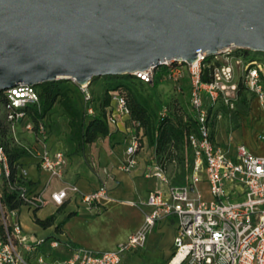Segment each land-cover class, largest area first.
Masks as SVG:
<instances>
[{"label": "built area", "instance_id": "2783aa9c", "mask_svg": "<svg viewBox=\"0 0 264 264\" xmlns=\"http://www.w3.org/2000/svg\"><path fill=\"white\" fill-rule=\"evenodd\" d=\"M250 48L230 46L217 53L199 51L194 62L182 59L166 60L160 66L131 73L136 78L154 84L161 71V80L175 84L177 91L190 85L189 107L196 128L189 133L193 152L192 173L187 184L174 185L165 168L155 162L145 166V175L167 185L166 190L149 194L147 204L153 207L144 224L127 241L114 249L94 250L77 246L59 236L34 238L23 227V209L36 212L48 204L56 206L77 199L89 211L101 210L109 199L105 180L94 191L85 192L74 182L65 181L68 158L62 149L50 143V131L45 119L31 120L29 108L41 107L37 86L19 83L0 90V126H6L14 143L24 148L27 156L11 162L6 146L0 141V264H31L28 253L48 242L51 248L64 245L68 255L60 264H121L129 253L145 247L157 220L176 217L174 253L177 264H264V154L254 152L247 144H222L215 139L217 124L236 108L241 86L258 99L264 112V56L251 53ZM87 113L95 114L93 93L89 84H79ZM129 107L124 96L114 93L106 107L112 131L125 129V157L122 169L131 172L139 166L140 154L146 149L133 125L127 123ZM168 108L161 110L166 115ZM33 136L29 142L15 134L18 124ZM264 145V125L259 133ZM35 168L48 177L39 182L30 172ZM109 173L107 168H104ZM109 175V174H108ZM54 180L62 184L53 185ZM206 182L210 198H205L199 184ZM44 256L38 257L44 263Z\"/></svg>", "mask_w": 264, "mask_h": 264}, {"label": "water", "instance_id": "95a60500", "mask_svg": "<svg viewBox=\"0 0 264 264\" xmlns=\"http://www.w3.org/2000/svg\"><path fill=\"white\" fill-rule=\"evenodd\" d=\"M264 52V0H0V90Z\"/></svg>", "mask_w": 264, "mask_h": 264}, {"label": "rangeland", "instance_id": "374dc122", "mask_svg": "<svg viewBox=\"0 0 264 264\" xmlns=\"http://www.w3.org/2000/svg\"><path fill=\"white\" fill-rule=\"evenodd\" d=\"M251 53L255 56H264V52L251 50ZM129 74H119L112 76H98L94 77L89 84L90 89L97 95H101L104 88L107 85L113 84L117 81L131 82L132 76ZM161 71L158 72L156 80L158 85L155 89L146 82H133L132 86L135 90L152 96V104L155 106L156 119L164 107H168L169 112H172L174 105H179L186 107L185 95L177 91L175 84L168 80H161ZM64 82H70V79L60 78ZM73 81V80H72ZM41 85H38L40 89ZM250 99V110L248 115L241 114L239 116H232L229 118H224L217 124V130L215 131V139L222 144L236 145L238 143H245L251 149L255 150L257 153L264 154V145L261 142V137L259 135L262 130V125L264 122V112L258 99L252 98L251 94L242 93ZM252 99V100H251ZM1 116V114H0ZM2 117V116H1ZM0 117V118H1ZM153 119V120H154ZM47 120L50 125V143L55 149H62L67 158L69 159L67 176L68 179H88L93 178V175L97 174L98 170L101 168H108L111 165V161L114 158L117 160L118 167L122 169L124 152V134L115 133L108 136H99L93 143H86L83 146L79 145L72 137L70 125L68 121V116L66 115L64 109L61 105L56 103L48 112ZM152 120V119H151ZM26 122L18 124L15 128L16 136L23 142H29L32 139L30 132L25 129ZM8 131L2 134L8 137ZM192 156L186 155V160L190 162ZM166 165V171L168 176L172 178L175 176L176 172L180 171V165L177 160L171 162L163 158ZM158 162L155 150L150 146L140 154L141 166H147L152 163ZM141 167V169H143ZM123 170V169H122ZM30 172L33 173V168H30ZM67 180V181H69ZM157 178L142 177V187H147L153 185ZM53 185L59 187L58 180L53 181ZM205 198H210L208 183L203 182L199 184ZM52 209L50 205L44 206L40 211V216L48 215V212ZM57 217L63 214V210L57 211ZM134 214L137 217L140 216V211L138 208L134 210ZM155 228L149 234L148 240L145 247L129 253L125 257L122 264H168L171 255L174 253L173 245V233L174 227L171 223L165 221H160L155 224ZM167 228H171L172 232L169 234L166 232Z\"/></svg>", "mask_w": 264, "mask_h": 264}, {"label": "trees", "instance_id": "16d2710c", "mask_svg": "<svg viewBox=\"0 0 264 264\" xmlns=\"http://www.w3.org/2000/svg\"><path fill=\"white\" fill-rule=\"evenodd\" d=\"M129 75L132 76L131 82L117 81L107 85L101 95L92 92V104L95 108L94 115L87 113L83 93L79 85L71 79L69 80L70 82L62 80L44 82L40 84V89L37 87L41 98V107L31 106L29 108L30 119L36 121L45 119L50 131L51 124L47 120V114L58 103L68 116L73 139L83 146L86 143H93L99 136L105 137L120 132L119 130L112 131L108 124L106 107L111 104L114 93L122 95L126 98L130 110L127 123L135 127L136 133L141 139V145L145 144L146 147L150 146L155 150L156 157L159 159L158 162L165 170L166 165L163 158H166L169 162L176 159L179 162L180 171L175 173L173 181L169 176L171 183L174 185L187 184L193 166V152L189 142V133L191 129L196 128V122L189 107L190 85L188 81L185 82L183 91L180 92L186 97L187 108L174 105L172 112H169L168 109L166 115L163 116L159 113L158 117L154 119L156 116L155 106L159 101H156V104H152V96L149 97L135 90L132 86L133 82L146 81L136 78L132 74ZM150 85L155 89L158 85L157 80ZM243 92L251 94L254 100V95L241 86L236 108L231 114H227L225 118L236 117L241 114L248 115L251 108L250 99L246 95H242ZM262 123L264 125V122ZM6 130V126H0V141L6 146L11 162H21L20 160L27 156V152L24 148L14 143L11 135L8 133V137L2 135L6 133ZM187 154L192 156L190 162L186 160ZM61 208H58L57 211L61 210ZM56 219L57 212L45 219L36 217V221L45 228L53 225ZM60 226L61 223L57 225V229Z\"/></svg>", "mask_w": 264, "mask_h": 264}, {"label": "crops", "instance_id": "0c3cea01", "mask_svg": "<svg viewBox=\"0 0 264 264\" xmlns=\"http://www.w3.org/2000/svg\"><path fill=\"white\" fill-rule=\"evenodd\" d=\"M121 128V130L124 131V123L121 124ZM123 131L120 133H123ZM123 145V152L125 155V144ZM253 151L256 152L255 150ZM117 163V160L113 158L111 165L107 168L109 173H106L104 168H101L98 170L97 174L93 175V178L88 179L76 180L72 178L69 180L67 176L68 167L66 169L64 175L65 181L69 180L70 182L78 184L85 192L96 190L103 180L107 182L110 190V197L105 201L101 210L89 211L80 205L77 199H73L61 206L63 214L57 217L53 225L45 228L36 221L30 211L23 209L20 218L25 231L37 239L43 237H56L57 235L61 239L69 240L74 245L100 251L114 249L119 243L127 241L129 236L144 224L146 214L153 211V207L147 204L150 192L166 190L167 185L158 179L155 180L153 185L143 188L141 186L142 177L146 176L144 173L146 165L143 166V168L140 159L139 166L131 172L120 169ZM141 167L143 169H141ZM31 174L34 178L40 179L38 180L39 182H44L48 177L47 173L40 172L35 168H33V173ZM58 183L60 185L62 184L59 180ZM47 205L52 207L48 215H39V211L43 208L42 207L36 212L37 217L45 219L60 208L50 201V198ZM136 208L140 211V216L137 218L134 214ZM160 221H167L174 227V245L177 225L176 217L174 215L164 216L157 220L155 224ZM60 223L61 226L57 229V225ZM165 229L166 232L171 234V228L167 230L165 227ZM22 251L31 264H60L61 260L68 255V251L64 245H61L59 248H51L48 242L38 246L34 252L28 253L24 248H22ZM40 255L44 256V263L38 262V257ZM125 257H127V255Z\"/></svg>", "mask_w": 264, "mask_h": 264}, {"label": "bare ground", "instance_id": "6f19581e", "mask_svg": "<svg viewBox=\"0 0 264 264\" xmlns=\"http://www.w3.org/2000/svg\"><path fill=\"white\" fill-rule=\"evenodd\" d=\"M179 260V256H177L170 264H177Z\"/></svg>", "mask_w": 264, "mask_h": 264}]
</instances>
